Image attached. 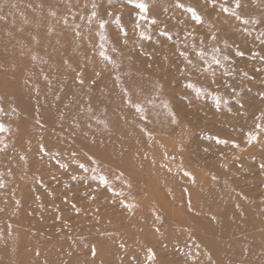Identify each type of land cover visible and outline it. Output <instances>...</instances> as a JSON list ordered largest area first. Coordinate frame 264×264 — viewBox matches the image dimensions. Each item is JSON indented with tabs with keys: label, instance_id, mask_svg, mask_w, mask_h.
<instances>
[{
	"label": "rangeland",
	"instance_id": "obj_1",
	"mask_svg": "<svg viewBox=\"0 0 264 264\" xmlns=\"http://www.w3.org/2000/svg\"><path fill=\"white\" fill-rule=\"evenodd\" d=\"M136 2L0 0V264H264V0Z\"/></svg>",
	"mask_w": 264,
	"mask_h": 264
},
{
	"label": "snow or ice",
	"instance_id": "obj_2",
	"mask_svg": "<svg viewBox=\"0 0 264 264\" xmlns=\"http://www.w3.org/2000/svg\"><path fill=\"white\" fill-rule=\"evenodd\" d=\"M209 2H214V0H209ZM128 3L134 4V6L139 9V12L141 14H144L147 11V7L148 6H147V4H145L143 2H136V0H128ZM234 3H235V7L236 8H239L240 7L239 0H234ZM177 7H184V5H182L180 3H177ZM221 10L224 11L225 13H230L231 15L236 16L237 19H241L238 15H236L235 8L222 7ZM187 11L191 13L192 19L197 24L202 23V18L197 14V12H196L195 9L189 7L187 9ZM93 15H95V13H93ZM242 22H245L246 23V21H242ZM153 23H155V21H153ZM101 27H103V24H101ZM123 31H124L123 28H121V32H123ZM181 54L183 55V53H181ZM200 55H202V53ZM237 55H242V53H239L238 52ZM185 58L187 59V57H185ZM225 59H227V57H225ZM216 63H219V61L217 60ZM188 86L189 87H192V85H188ZM197 91L199 92V90H197ZM262 115H264V114H262ZM256 128L264 130V128H262L261 124H259V123L256 125ZM3 130H4L3 127L0 126V131H3ZM255 139H256V136L255 135H253L251 133L248 134V142L249 143H251ZM216 140H217V143H227V141L220 140L219 138H216ZM233 146L234 147H238V145H235V144H233ZM21 159H24V157H21ZM63 166L64 165H61V167H63ZM261 168H264V164L261 165ZM185 175L187 176V175H190V174L189 173H185ZM101 181L103 182V178H101ZM0 186H2V184H0ZM126 207H128L129 210H130L133 207V205H126ZM93 255H95V252L94 251H93ZM149 258L150 259L153 258L152 254H151V250H149Z\"/></svg>",
	"mask_w": 264,
	"mask_h": 264
},
{
	"label": "bare ground",
	"instance_id": "obj_3",
	"mask_svg": "<svg viewBox=\"0 0 264 264\" xmlns=\"http://www.w3.org/2000/svg\"><path fill=\"white\" fill-rule=\"evenodd\" d=\"M13 23H14V22H13ZM10 25H11V24H10ZM8 26H9V25H8ZM15 26H16V25H15ZM261 255H262V254H261ZM263 255H264V254H263ZM256 257H257V256H256ZM259 258H260V259H259ZM258 259H259V260H258V263H260V262L262 263V262H263V257H262V256H261V257H258ZM260 260H261V261H260ZM230 263H231V262H230ZM262 264H263V263H262Z\"/></svg>",
	"mask_w": 264,
	"mask_h": 264
}]
</instances>
